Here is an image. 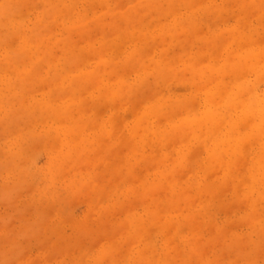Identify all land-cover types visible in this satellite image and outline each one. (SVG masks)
I'll return each mask as SVG.
<instances>
[{
  "label": "rangeland",
  "instance_id": "rangeland-1",
  "mask_svg": "<svg viewBox=\"0 0 264 264\" xmlns=\"http://www.w3.org/2000/svg\"><path fill=\"white\" fill-rule=\"evenodd\" d=\"M0 264H264V0H0Z\"/></svg>",
  "mask_w": 264,
  "mask_h": 264
}]
</instances>
